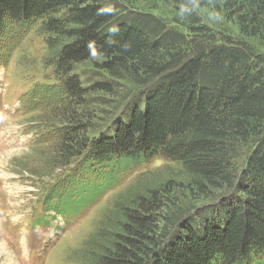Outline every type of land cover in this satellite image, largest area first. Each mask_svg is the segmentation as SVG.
<instances>
[{
	"label": "trees",
	"instance_id": "obj_1",
	"mask_svg": "<svg viewBox=\"0 0 264 264\" xmlns=\"http://www.w3.org/2000/svg\"><path fill=\"white\" fill-rule=\"evenodd\" d=\"M208 9L240 37L212 32ZM33 26L56 81L40 93L53 163L77 160L47 212L74 220L156 158L203 202L171 180L122 195L92 264H264V0H0V34Z\"/></svg>",
	"mask_w": 264,
	"mask_h": 264
},
{
	"label": "rangeland",
	"instance_id": "obj_2",
	"mask_svg": "<svg viewBox=\"0 0 264 264\" xmlns=\"http://www.w3.org/2000/svg\"><path fill=\"white\" fill-rule=\"evenodd\" d=\"M156 13L173 15L167 8H159ZM202 15L212 32L240 37L230 14L208 9ZM19 32L9 27L0 34V264H92L94 243H98L99 231L106 227L118 200L142 186L162 187L171 180L175 199L188 206L202 205L189 199L196 191L181 178L180 167L156 158L130 171L74 220L47 212L45 203L52 201L48 192L77 160L68 166L53 163L56 149L52 130L56 124L50 116L52 107H45V96L40 94L44 93L42 88L56 84L53 70L44 65L47 39L40 35L38 26L31 27L20 39ZM117 107L118 112L123 104ZM108 120L97 123L105 126Z\"/></svg>",
	"mask_w": 264,
	"mask_h": 264
},
{
	"label": "clouds",
	"instance_id": "obj_3",
	"mask_svg": "<svg viewBox=\"0 0 264 264\" xmlns=\"http://www.w3.org/2000/svg\"><path fill=\"white\" fill-rule=\"evenodd\" d=\"M107 11H112V9H111V8H109V9H107Z\"/></svg>",
	"mask_w": 264,
	"mask_h": 264
}]
</instances>
